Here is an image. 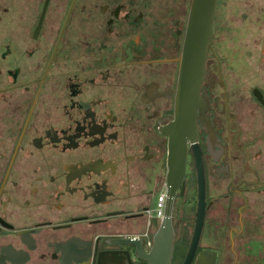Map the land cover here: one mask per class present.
I'll return each mask as SVG.
<instances>
[{
    "label": "flooded vegetation",
    "instance_id": "flooded-vegetation-1",
    "mask_svg": "<svg viewBox=\"0 0 264 264\" xmlns=\"http://www.w3.org/2000/svg\"><path fill=\"white\" fill-rule=\"evenodd\" d=\"M190 1L0 0V264L6 249L46 264H147L168 199L174 264L193 233L197 164L196 253L218 232L235 264H264V11L216 0L189 131L178 89Z\"/></svg>",
    "mask_w": 264,
    "mask_h": 264
},
{
    "label": "water",
    "instance_id": "water-1",
    "mask_svg": "<svg viewBox=\"0 0 264 264\" xmlns=\"http://www.w3.org/2000/svg\"><path fill=\"white\" fill-rule=\"evenodd\" d=\"M215 5L216 0L190 1L188 25L181 51L178 89L179 108L184 112L179 114V119L184 122L185 129L189 131L193 127L194 114L191 116V121L188 115L192 111L190 110L191 107L193 105L196 106L199 101L198 94L204 74V60L207 56V50L212 38V19ZM168 164V183L171 181L174 187H177L184 172L183 146L174 147L173 152L170 151ZM197 183L198 200L195 223L189 245L181 264H192L203 225L204 178L200 164H197ZM171 217L172 201L168 199L164 207L162 219L153 233L150 250L142 256L147 264H171L174 249V231Z\"/></svg>",
    "mask_w": 264,
    "mask_h": 264
},
{
    "label": "rangeland",
    "instance_id": "rangeland-1",
    "mask_svg": "<svg viewBox=\"0 0 264 264\" xmlns=\"http://www.w3.org/2000/svg\"><path fill=\"white\" fill-rule=\"evenodd\" d=\"M222 1L224 0H217L218 11H246L249 13H254V11H264V0H228L225 3L226 7L222 6ZM252 16H255V13L252 14ZM252 24L253 26H256L254 23ZM263 32L264 25H262V28L258 29L257 34L262 37L261 35L263 34ZM153 203H156V197L153 199ZM189 227V225H183L182 222H179L178 226L176 227V238L180 243L179 245L183 246L184 251L188 245L190 238ZM212 236L213 238L211 240L204 239L200 242L193 264H235L234 254L230 251L229 243L224 241L223 237L218 232H213ZM8 242L10 241H3L4 246H6L5 244H9ZM12 244L15 246V248L20 245L19 242H15ZM6 251L10 254H7L8 256L2 258L1 264H46V260L38 259L35 253H33L29 259H23L14 258L15 256H13L12 254V249H6ZM182 258L183 256L176 258L174 264H180Z\"/></svg>",
    "mask_w": 264,
    "mask_h": 264
},
{
    "label": "built area",
    "instance_id": "built-area-1",
    "mask_svg": "<svg viewBox=\"0 0 264 264\" xmlns=\"http://www.w3.org/2000/svg\"><path fill=\"white\" fill-rule=\"evenodd\" d=\"M163 194H160L158 198L156 199V212L158 216H162V203H163Z\"/></svg>",
    "mask_w": 264,
    "mask_h": 264
}]
</instances>
